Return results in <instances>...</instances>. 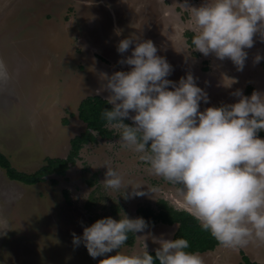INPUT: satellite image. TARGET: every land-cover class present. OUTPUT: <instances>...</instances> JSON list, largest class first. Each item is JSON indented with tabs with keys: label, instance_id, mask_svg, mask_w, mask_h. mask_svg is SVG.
Listing matches in <instances>:
<instances>
[{
	"label": "rangeland",
	"instance_id": "rangeland-1",
	"mask_svg": "<svg viewBox=\"0 0 264 264\" xmlns=\"http://www.w3.org/2000/svg\"><path fill=\"white\" fill-rule=\"evenodd\" d=\"M204 2L0 0V59L12 73L9 84L0 87V152L25 173L40 170L47 157L67 159L71 141L87 131L78 116L81 102L94 96L107 100L105 76L117 69L130 71L131 66L112 61L118 58V42L129 36L153 41L157 54L172 66L168 79L178 82L193 74L209 97L207 104L201 101V111L237 102L239 97L234 93L238 90L246 96L253 91L264 93V59L255 62L257 55L264 57V40L259 34L254 36L253 47L245 49L248 57L242 71L230 59L221 61L214 54L204 56L189 48L185 34L195 32V28L185 5L200 7ZM117 28L122 30L121 37L115 34ZM194 52L199 57H194ZM130 53L129 49L125 54ZM98 55L112 63L101 62ZM250 87L253 91L248 95ZM108 128L119 135L120 129ZM105 164L121 173L119 190L101 183L107 171ZM147 167L137 153L122 148L117 138L104 140L99 135L96 142L81 148L64 175L49 176L45 183L27 186L11 181L0 167V217L10 225L0 235V264H99L105 257L93 259L83 244H73V234L82 236L85 226L109 216L135 219L140 208L158 212L160 200L190 212L179 185L149 174ZM130 184L155 191L126 198L132 191ZM176 229L163 224L146 228L122 251L155 252L159 244L154 238H173ZM241 252L252 262L264 264V243L259 242L236 249L220 246L200 255L204 264H242Z\"/></svg>",
	"mask_w": 264,
	"mask_h": 264
},
{
	"label": "clouds",
	"instance_id": "clouds-1",
	"mask_svg": "<svg viewBox=\"0 0 264 264\" xmlns=\"http://www.w3.org/2000/svg\"><path fill=\"white\" fill-rule=\"evenodd\" d=\"M185 8L195 28L193 49L204 56L214 54L221 61L230 59L239 71L254 36L259 34L264 40V0H205L200 7ZM114 31L122 34L121 29ZM133 44L131 55L118 61L131 66L130 71L105 76L103 90L112 105L102 112L106 126L120 129L118 143L137 153L149 174L179 185L185 206L221 247L264 243V139L258 135L264 131V93L253 91L246 96L238 90L234 93L237 102L201 111V101L207 104L209 97L193 74L178 82L168 79L172 66L157 54L151 40L121 39L118 53H126ZM262 59L257 55L255 62ZM11 79L8 65L0 59V87ZM126 118L133 124L125 123ZM105 165L101 183L119 190L121 173ZM129 186L132 191L126 198L155 191ZM9 227L7 219L0 217V235ZM148 227L143 217H104L85 226L82 236L74 233L73 244H83L93 259L105 257L99 264H204L183 236L154 238L159 244L155 256L147 250L142 254L122 251L129 233L136 235ZM113 250L119 251L106 255Z\"/></svg>",
	"mask_w": 264,
	"mask_h": 264
},
{
	"label": "trees",
	"instance_id": "trees-1",
	"mask_svg": "<svg viewBox=\"0 0 264 264\" xmlns=\"http://www.w3.org/2000/svg\"><path fill=\"white\" fill-rule=\"evenodd\" d=\"M195 32L189 30L186 32L185 36L187 39V44L189 48L194 51L193 46L191 45V39ZM194 57H199L197 52L193 53ZM253 91V88L250 87L247 90V94L250 95ZM112 105L107 103V100L103 99L100 96L87 97L83 100L78 108V116L82 122L87 126V131L80 135L76 136L71 141V153L67 159H58L47 157L45 159V164L40 170L35 173H25L18 171L14 168L12 162L0 152V167L5 170L7 177L11 181H16L27 186H33L47 181L49 176H61L66 173L71 164L75 163L76 158H78L79 151L81 148L88 144L89 142H96L97 135L101 139H112L118 138L119 135L115 134L116 132L112 129H109L106 126V122L101 118L102 112L104 109L111 110ZM65 124L68 123L67 119H64ZM125 123L130 124L129 120L125 119ZM260 137L264 136V132L261 131L258 133ZM51 182L55 185L58 184L56 179H51ZM88 184L93 185V181H88ZM94 191L90 195V200L94 197ZM159 211L156 212L151 208H140L138 210V216L143 217L147 222L149 227L155 226L158 224L176 226V233L173 236H183L190 242V251L198 252L199 254H206L214 252L220 245L208 232L204 231L198 221L194 218L191 212L187 210H180L171 206L167 201L160 200L158 202ZM148 227V228H149ZM134 234L129 233V238L125 245L131 246L134 243ZM151 255L155 256V252H149ZM243 257L242 264H259L252 262L246 254L241 252Z\"/></svg>",
	"mask_w": 264,
	"mask_h": 264
},
{
	"label": "flooded vegetation",
	"instance_id": "flooded-vegetation-1",
	"mask_svg": "<svg viewBox=\"0 0 264 264\" xmlns=\"http://www.w3.org/2000/svg\"><path fill=\"white\" fill-rule=\"evenodd\" d=\"M121 36H122V35H121ZM121 36H120V37H121ZM129 49L131 50L132 48H129ZM129 52H130V51H129ZM123 54H124V55H123ZM123 54L118 55V51H116V54H115V55H116V57H118V58H117V59L114 58V60H112V61L115 62V61H119V60H121L123 57L126 58L127 55H126L125 53H123ZM121 55H122V56H121ZM130 55H131V53H130ZM97 58H98L101 62H105L106 64H109V65H110V64L112 63V62L109 63V62H108L104 57H102V56H99V55H98ZM110 61H111V60H110ZM115 63H117V62H115ZM118 67H120V66H118ZM114 69H115V68H114ZM112 70H113V69H112ZM117 70L119 71L120 69H117ZM130 121H131V120H130ZM109 140H110V139H109ZM117 140H119V137L117 138ZM71 165H72V164H71Z\"/></svg>",
	"mask_w": 264,
	"mask_h": 264
}]
</instances>
